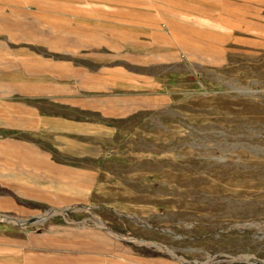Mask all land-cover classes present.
Listing matches in <instances>:
<instances>
[{
  "label": "crops",
  "instance_id": "1",
  "mask_svg": "<svg viewBox=\"0 0 264 264\" xmlns=\"http://www.w3.org/2000/svg\"><path fill=\"white\" fill-rule=\"evenodd\" d=\"M263 48L264 0H0V220L34 224L0 226V264H186L53 215L98 196L158 75Z\"/></svg>",
  "mask_w": 264,
  "mask_h": 264
},
{
  "label": "rangeland",
  "instance_id": "2",
  "mask_svg": "<svg viewBox=\"0 0 264 264\" xmlns=\"http://www.w3.org/2000/svg\"><path fill=\"white\" fill-rule=\"evenodd\" d=\"M158 77L153 105L130 114L102 163L98 196L53 216L99 224L145 256L264 264V48Z\"/></svg>",
  "mask_w": 264,
  "mask_h": 264
}]
</instances>
